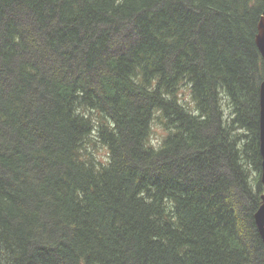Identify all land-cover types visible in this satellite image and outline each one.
Here are the masks:
<instances>
[{
	"label": "trees",
	"instance_id": "16d2710c",
	"mask_svg": "<svg viewBox=\"0 0 264 264\" xmlns=\"http://www.w3.org/2000/svg\"><path fill=\"white\" fill-rule=\"evenodd\" d=\"M263 15L0 0V264H264Z\"/></svg>",
	"mask_w": 264,
	"mask_h": 264
},
{
	"label": "water",
	"instance_id": "95a60500",
	"mask_svg": "<svg viewBox=\"0 0 264 264\" xmlns=\"http://www.w3.org/2000/svg\"><path fill=\"white\" fill-rule=\"evenodd\" d=\"M256 44L262 55L264 63V15L258 23ZM260 153L262 156V183L264 185V81L260 87ZM256 226L264 242V197L263 203L254 215Z\"/></svg>",
	"mask_w": 264,
	"mask_h": 264
},
{
	"label": "rangeland",
	"instance_id": "374dc122",
	"mask_svg": "<svg viewBox=\"0 0 264 264\" xmlns=\"http://www.w3.org/2000/svg\"><path fill=\"white\" fill-rule=\"evenodd\" d=\"M259 124H260V120H259ZM153 134H152V140H153V144L155 146H157L161 139H162V134L164 133L163 129L161 128V125L158 124L157 122H155L153 124ZM101 158L104 157V154L100 156Z\"/></svg>",
	"mask_w": 264,
	"mask_h": 264
},
{
	"label": "bare ground",
	"instance_id": "6f19581e",
	"mask_svg": "<svg viewBox=\"0 0 264 264\" xmlns=\"http://www.w3.org/2000/svg\"><path fill=\"white\" fill-rule=\"evenodd\" d=\"M260 52V51H259ZM261 54V53H260Z\"/></svg>",
	"mask_w": 264,
	"mask_h": 264
}]
</instances>
